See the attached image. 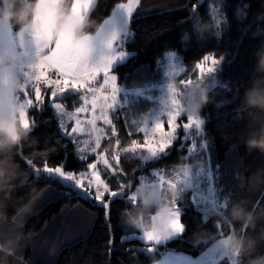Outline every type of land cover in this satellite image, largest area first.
Masks as SVG:
<instances>
[{"label": "trees", "instance_id": "trees-1", "mask_svg": "<svg viewBox=\"0 0 264 264\" xmlns=\"http://www.w3.org/2000/svg\"><path fill=\"white\" fill-rule=\"evenodd\" d=\"M126 1L97 0L87 15L91 26L86 31L96 32L113 9ZM69 3L70 0H66L63 6L68 9ZM193 4H199L195 16L191 11ZM130 32L132 36L124 45L132 56L114 68L119 83L127 89L163 82L159 60L170 50L181 54L185 68L177 81L196 79L199 71L195 65L206 55L221 60L216 75L218 83L208 89L210 101L200 111L205 133L201 135L191 129L192 136L185 142L180 137L166 153L147 162L133 153L123 154L118 174L104 173L112 189L120 184L127 189L113 201L107 218L98 203L79 197L73 189L50 183L42 172L30 175L29 183L12 193L6 208L0 207V218L5 215L8 218L0 222V238H6L11 234L16 208L30 199L31 188L36 189L31 193L36 197L35 211L23 228L24 240L14 255L0 253V264H152L170 251L197 257L222 237L221 232L243 234L255 241L251 255L264 254V218L258 219L254 227L230 219H222L214 225V219L226 218L234 204L243 203L250 210L254 205H257L255 210L264 209V185L256 189L241 187L242 176L247 178L264 170V153L258 149L249 151L246 146L249 120L241 107L245 92L257 76L255 53L264 43V0H141L130 22ZM78 95L65 93L59 98L73 108L78 105ZM150 105V100L134 96L128 106L117 110L114 121L118 137L112 135L103 143L108 152L113 151L118 138L121 146L144 140L143 134L135 128L134 133H129L122 114L128 119H140ZM29 116L36 125L31 127L15 157L22 169L33 172L25 163L28 159L33 160L36 167H42L44 160L52 166L67 160V169L79 170L94 160L78 159L74 142L63 134L57 114L48 101L42 110L30 109ZM179 132L184 134V131ZM204 141L208 142V147L202 146ZM190 147L196 149L191 151ZM201 160L212 161L219 198L229 202V207L223 208L224 213L205 214L196 206L193 190L187 188L179 200L180 218L185 225L181 235L151 245L131 238L141 231L126 226L123 213L131 207L127 196L142 184L143 178L150 181L156 178L154 170L172 172L177 170V163L197 166ZM45 189L54 191L46 194ZM201 229L213 235L207 242L195 245L191 237ZM148 247L153 251L148 252ZM248 259V255L237 257L236 264H247ZM217 264L232 263L229 258H223Z\"/></svg>", "mask_w": 264, "mask_h": 264}, {"label": "clouds", "instance_id": "clouds-1", "mask_svg": "<svg viewBox=\"0 0 264 264\" xmlns=\"http://www.w3.org/2000/svg\"><path fill=\"white\" fill-rule=\"evenodd\" d=\"M41 3V0H0V28H16L19 33H28L39 25L47 30L49 40L69 48L74 55L87 60L97 55L99 43L96 37L86 31L91 26L86 18L74 20L63 6L65 0H56L55 5L38 20L42 15ZM196 30L199 31L197 27ZM97 32L100 40L107 39L106 33L100 29ZM255 55L257 76L252 87L245 92L241 107L249 120L250 134L246 139V146L249 151L258 149L264 153V43ZM22 62V57L15 50L0 47V207L5 208L16 188L27 185L30 175H35V170L30 174L15 159L22 142L30 134V130L22 127L14 116L16 95L24 87L17 71ZM209 101L208 89L199 82L193 83L183 97V102L191 114H199ZM176 169L181 177H190L193 164L180 162L176 164ZM260 185H264V170L247 178L241 177V187L256 189ZM188 187L175 184L166 193H162L144 185H137L131 193L135 199L131 201V207L123 213L124 224L142 232H162L171 220L174 203L182 198ZM34 191V187L30 189V199L19 204L13 213L11 234L0 238V253L12 256L21 246L24 240L23 228L28 217L35 211L36 197L31 195ZM260 218H264V209L250 210L243 203L234 204L226 218L214 219V225L221 223L222 219H230L254 227ZM6 219L8 218L5 215L0 218V222ZM212 235L201 229L193 233L191 240L198 245L207 242ZM213 242L234 257L248 255L247 264H264V254L251 255L255 250V241L243 234L229 232Z\"/></svg>", "mask_w": 264, "mask_h": 264}, {"label": "rangeland", "instance_id": "rangeland-1", "mask_svg": "<svg viewBox=\"0 0 264 264\" xmlns=\"http://www.w3.org/2000/svg\"><path fill=\"white\" fill-rule=\"evenodd\" d=\"M96 2L97 0H93L91 9L96 4ZM127 2L128 0L124 3ZM72 3L73 0H70V3L68 4L69 12H71ZM140 3L135 6L133 14L135 13ZM85 18H87V14L82 18V20H84ZM98 29L107 34V39L100 40L99 33L97 31L94 33H89L90 35L97 38L99 43V52L94 57L88 59V61H96L98 58L102 57L105 54L109 42L113 40V32H116L118 33L119 38L115 42V48L118 51H126L127 55H125L121 59H118L116 62H113L112 70L114 72V68L118 64L126 62L132 56V53L129 52L124 45V42H126L132 36L130 32V22L124 10L116 6L111 12V14L102 22ZM55 45L56 43L53 42V47ZM208 56L215 57L214 55ZM211 66V63L209 62L204 66L205 70L207 67ZM159 67L163 72V82L149 87L127 89L122 86L118 81L116 97L113 102L110 99H107L111 95V91L110 86H106L104 84V78L102 73L97 74L96 79L90 81V83L86 85L83 89H74L71 88V85H69V88L65 92L66 94L73 92L79 93V97L76 99L78 100V105H76L75 107L69 108L67 106V103H65L61 100V98H59L60 96L64 97L65 93L58 97L57 102L64 105V108L54 110L57 114L63 134L72 139L75 145V149L79 150H75L77 157L80 155H84L87 157L86 160L94 158L93 161H89L88 163L97 164V170L101 174V179H104L106 182L107 180L104 177V173L109 172L111 174H118V172L120 171V158L123 154H126L128 152L133 153L136 156L140 157L143 162L156 159L162 155H150L148 147H145V140H135L138 141L137 144H134V141L128 146H121L120 140L118 138L115 142L112 152H108L103 146L105 139L109 138L112 135L115 138L118 137L117 127L114 121L115 115H118L117 110H123L125 106H128L134 96H141L142 98L150 100L151 105L148 110H145L143 112L142 117L140 119H128L125 117L124 113L122 114V118L124 119V122L126 123L127 129L130 134L134 133L137 130L143 134V138H145V135L147 134L150 138L155 139V137L151 136V127L153 126V123L155 122L157 117L162 113L173 111L177 106H179L183 109L185 113H183L180 117L177 118V124L181 126L178 129V135L179 137H182L183 141L185 142L188 138L192 136L190 134L191 130L188 131L186 137L185 132L182 135L179 132L184 131L182 128V124L186 122V116L200 115L201 118H203L200 112L199 114H191L187 110L185 103L183 102V97L193 83H202L203 86L207 89H210L215 84H217L218 80L216 79V75L218 69L220 68V64L217 65L215 72L211 74H207L205 72L203 77H201V72L200 70H198V77L193 80L191 79V83L187 84L186 86L183 85L181 81H188L190 79H182L178 81L176 80V78L180 77L185 70L182 61V56L177 51L170 50L166 52L165 56L163 58H160L159 60ZM113 75L117 74L114 72ZM41 87L43 90L44 86L41 85ZM93 90L95 98L97 100L95 108L92 105ZM29 96H34V93L29 92ZM46 101L47 99L45 100V103ZM109 104H111V108L108 107ZM80 108H84L86 109V111L79 112ZM104 115H107L108 118L112 121V123H105V120L103 118ZM162 118L164 120L167 119L166 115L162 116ZM77 120L80 122L79 128L81 130L74 134V136L72 137L67 132H65L64 129L68 128V130H70L71 128H74V126H76ZM93 120H95V124L90 123V121ZM134 128L136 130H134ZM143 129H146V132H142L141 130ZM164 129L165 131L168 130L167 123L164 124ZM109 131H111L113 134H111ZM204 133L205 128L203 126V131L199 132V134L202 135ZM97 138H99L100 145L98 148H96V151L93 152L92 149L96 147ZM207 144L208 142L204 141L202 143V146L208 147ZM131 147H134L135 150L128 151L127 149ZM195 149L196 147H190L191 151ZM104 159L108 160L110 167L103 164ZM65 162H63V164L66 168ZM153 173L156 175V178L150 181L146 178H143L141 185H144L149 189H155L162 193H166L167 190L171 188L169 182H172V184L174 185L180 184L181 186H189L188 188H191L193 190V200L196 206L201 209L205 214L210 215L215 212L220 214L224 213V210L221 207L224 202L220 200L219 195L217 193L218 187L215 181L216 173L212 161L209 160L208 163H206L201 160L197 166L193 165V173L190 177H181L180 175H178L177 170L172 172H160L158 170H154ZM213 202L216 206L215 210H213ZM176 236L178 235H173V237ZM208 249L210 250L206 252ZM207 250H205L201 255L197 256V260L194 258L195 256L190 255L191 257H193V259L189 256L190 261L188 262V264H215L223 255L227 256L223 258H229L232 264L237 259V257L230 255L225 249L217 246L215 243H213L209 248H207Z\"/></svg>", "mask_w": 264, "mask_h": 264}, {"label": "snow or ice", "instance_id": "snow-or-ice-1", "mask_svg": "<svg viewBox=\"0 0 264 264\" xmlns=\"http://www.w3.org/2000/svg\"><path fill=\"white\" fill-rule=\"evenodd\" d=\"M141 0H128L127 3H119L117 7L124 10L129 22L133 18V12L135 6L138 5ZM56 3V0H42L41 3V17L48 12V10L53 7ZM93 0H73L71 6L70 15L74 20H82V18L91 11ZM199 4H193L191 6L192 16H195L197 13V8ZM106 22V21H105ZM196 25V23H195ZM37 33V43L41 48L48 49V54L41 58V60L36 64H30L26 67L29 69L25 75H27L30 81H34L31 84L32 91L34 96H29V87L30 84H26L23 91V99L18 98L19 102L14 107V116L19 117L23 126L32 127L36 125L34 119H30L28 112L30 109L42 110L45 105V100L47 99L48 103L53 109H63L64 105L57 102L58 97L64 94L69 85L74 89H83L90 81L95 80L97 74L102 73L104 78V84L110 86L111 95L107 98L112 102L115 100L117 85L119 81L118 75H113V62H116L118 59L123 58L127 55V52L124 50H116L115 42L118 40V33L113 32V40L109 42L105 54L98 58L96 61H88L87 59H82L81 57L74 55L69 48L62 47L60 44H56L54 47H50L47 41L49 40V34L46 29L40 27L39 25L35 29ZM211 63V67H207L205 70V65ZM221 62L220 59H217L212 56H204L202 60L195 65V67L200 70L201 77L205 74H211L215 72L217 65ZM53 73L55 78H53ZM183 85L191 83V80L181 81ZM41 85H43V90ZM97 100L95 98L93 90V100L92 105L95 108ZM111 108V104L108 105ZM86 109L80 108L79 112H84ZM183 113L182 108L177 106L173 111L162 113L157 117L153 126L151 127V136L155 139L150 138L147 134L145 135L144 140L146 141L145 147H148L150 155L163 154L173 146L174 142H177L180 137L178 135V129L181 127L177 124V118L180 117ZM166 115L167 119L164 120L162 116ZM105 123H112L107 115H104ZM119 118V117H118ZM79 121H76V126L70 130L64 129L72 137L81 129L79 128ZM90 123L95 124V120L90 121ZM167 123L168 130L165 131L164 124ZM204 119L200 115H187L186 122L182 124V128L185 132V137L189 130L195 128L196 133L203 131ZM146 132V129L141 130ZM69 142H72L69 140ZM138 141H135L134 144H137ZM100 145L99 138L96 140V147L92 149L93 152L96 151ZM79 151L78 149H75ZM128 151H134L135 148L131 147L127 149ZM80 161H85L86 156H78ZM26 165L31 166L37 174H45L44 179L48 180L52 184H58L62 187H69L77 192V195L85 200H92L98 203L106 213V218L110 214L111 204L117 197H121L127 191L126 186L120 184L117 189L110 188L109 184L101 179V174L97 170L96 163H87L83 170L79 169H67L64 164L61 162L58 165L52 166L47 160L42 161V167H36L33 160L28 159L25 161ZM103 164L109 166L108 160L104 159ZM169 185L172 187L174 184L169 182ZM45 193L53 192L52 189H45ZM127 199L132 201L135 199L134 196L128 195ZM225 210L229 207V202H225L221 205ZM257 205L253 206V210ZM216 206L213 202V210ZM185 230V225L182 223L180 218V206L179 200L174 203V211L171 213V220L168 226L162 231H145L144 239L148 244L159 243L164 238H169L173 235H181ZM221 236L227 235L226 233L221 232ZM148 252H152L153 248L148 247ZM235 264V262H233Z\"/></svg>", "mask_w": 264, "mask_h": 264}, {"label": "crops", "instance_id": "crops-1", "mask_svg": "<svg viewBox=\"0 0 264 264\" xmlns=\"http://www.w3.org/2000/svg\"><path fill=\"white\" fill-rule=\"evenodd\" d=\"M37 39L38 37H37V33L35 29L28 33H19L18 29H15V28H4V29L0 28V47L12 48L23 59V62L18 66L17 71L19 74V78L23 82L24 87L16 95V104L19 102L18 100L19 97L23 99V91H24L26 84H30L28 91L33 93L31 84L34 83V81H30L29 77L25 75V73L29 71V69L26 66L30 64L34 65L38 63L42 57L48 54V49L41 48L37 43ZM47 43L49 44L50 47H53V41L48 40ZM53 76L55 78L54 73H53ZM28 116H29V112H28ZM16 119L22 127H24L25 129H29V130L31 129V127L26 128L25 126H23L18 116ZM134 237L138 238L144 243H147L144 239V234L142 231L140 233H137L131 236V238H134ZM172 238L174 237L171 236L169 238H164L159 243H154V244H161ZM209 250L210 249H208L206 252H208ZM189 256H190L189 254L184 253V252L170 251L164 254L161 259L153 262L152 264H188V262L190 261V257H191ZM223 257H227V256L223 255L219 258V260L222 259ZM191 258L193 259V257ZM194 258L196 260L198 259L197 257H194ZM236 261L237 259L235 260V262Z\"/></svg>", "mask_w": 264, "mask_h": 264}, {"label": "water", "instance_id": "water-1", "mask_svg": "<svg viewBox=\"0 0 264 264\" xmlns=\"http://www.w3.org/2000/svg\"><path fill=\"white\" fill-rule=\"evenodd\" d=\"M62 97V96H61Z\"/></svg>", "mask_w": 264, "mask_h": 264}]
</instances>
